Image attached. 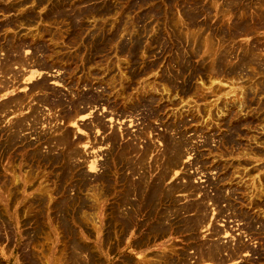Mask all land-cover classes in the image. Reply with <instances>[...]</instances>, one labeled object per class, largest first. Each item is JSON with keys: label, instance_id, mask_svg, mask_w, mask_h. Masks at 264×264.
Segmentation results:
<instances>
[{"label": "rangeland", "instance_id": "374dc122", "mask_svg": "<svg viewBox=\"0 0 264 264\" xmlns=\"http://www.w3.org/2000/svg\"><path fill=\"white\" fill-rule=\"evenodd\" d=\"M261 53L264 0H0V264H264Z\"/></svg>", "mask_w": 264, "mask_h": 264}, {"label": "bare ground", "instance_id": "6f19581e", "mask_svg": "<svg viewBox=\"0 0 264 264\" xmlns=\"http://www.w3.org/2000/svg\"><path fill=\"white\" fill-rule=\"evenodd\" d=\"M258 6H259V5H258ZM253 7H254V6H253ZM251 11H252V10H251ZM229 12H230V11H229ZM249 13H250V11H249ZM221 15H222V14H221ZM249 17H250V15H249ZM255 20H256V19H255ZM253 22H254V21H253ZM14 25H15V24H14ZM256 25H257V24H256ZM253 30H254V29H253ZM224 39H225V38H224ZM24 46H26V45H24ZM7 47H8V46H7ZM211 47H212V45H211ZM253 48H254V47H253ZM256 48H257V47H256ZM6 49H8V48H6ZM20 49H21V48H20ZM250 49H251V48H250ZM11 50H12V49H11ZM12 51H13V50H12ZM123 51H124V50H123ZM36 52H37V51H35V53H36ZM245 52H246V51H245ZM254 52H255V51H254ZM260 52H261V51H260ZM12 53H14V52H12ZM16 53H17V52H16ZM18 53H19V52H18ZM35 53H34V54H35ZM249 53H250V52H249ZM14 54H15V53H14ZM14 54H12V55H14ZM128 54H129V53H128ZM216 54H217V53H216ZM256 54H257V53H256ZM261 54L264 55V53H261ZM17 55H18V54H17ZM38 55H39V54H38ZM40 55H41V54H40ZM44 55H45V54H44ZM249 55H250V54H249ZM258 55H259V51H258ZM14 56H15V55H14ZM229 56H230V55H229ZM254 56H255V55H254ZM19 57H20V56H19ZM45 57H46V56H45ZM243 57H244V56H243ZM250 57H251V58L253 57V56H252V53H251ZM250 57H247V58H250ZM255 58L257 59L256 56H255ZM258 58H259V57H258ZM261 58H262V57H261ZM21 59H23V57H22ZM26 59H27V58H26ZM226 60H227V59H226ZM249 60H251V59H249ZM253 60H254V57H253ZM263 60H264V59H263ZM23 61H24V60H23ZM34 61H35V60H34ZM36 61H37V60H36ZM41 61H42V60H41ZM260 61H261V60H260ZM11 62H13V61H11ZM18 62H19V61H18ZM25 62H26V61H24V63H25ZM250 62H251V61H250ZM254 62H255V61H254ZM254 62H252V64H253ZM257 62H258V61H257ZM257 62H256V63H257ZM9 63H10V62H9ZM26 63H27V62H26ZM260 63H261V62H260ZM10 64H12V63H10ZM20 64H21V62H20ZM20 64L18 63V65H20ZM27 64H28V63H27ZM32 64H33V63H32ZM37 64H38V63H37ZM245 64H246V63H245ZM248 64H250V63L248 62ZM254 64H255V63H254ZM4 65H5V64H4ZM7 65H8V63H6V66H7ZM14 65H15V64H14ZM16 65H17V63H16ZM25 65H26V64H25ZM25 65H24V66H25ZM33 65H34V64H33ZM38 65H39V64H38ZM20 66H23V63H22V65H20ZM24 66H23V67H24ZM26 66H28V65H26ZM248 66H249V68H250V65H248ZM1 67H2V66H1ZM7 67H9V65H8ZM42 67H43V66H42ZM252 67H255V66H252ZM252 67H251V68H252ZM260 68H261V67H260ZM0 69H1V68H0ZM3 69H6V68L4 67ZM239 69H240V68H239ZM247 69H248V68H247ZM252 69H253V68H252ZM252 69H251V72L253 71ZM2 71H4V70H2ZM236 71H237V70H236ZM246 71H247V70H246ZM254 71L256 72V70H254ZM227 72H228V71H227ZM243 72H245V71H243ZM243 72H242V73H243ZM259 72H260V71H259ZM259 72H258V73H259ZM3 73H4V72H1L0 74H3ZM252 73H253V72H252ZM258 73H257V74H258ZM9 74H10V73H9ZM240 74H241V73H240ZM254 74H255V73H254ZM259 74H260V73H259ZM263 74H264V71H263ZM209 75H210V74H209ZM237 75H238V74H237ZM243 75H244V74H243ZM12 76H13V75H12ZM91 76H92V75H91ZM220 76L223 77L224 75H220ZM230 76H231V75H230ZM245 76H246V74H245ZM258 76H259V75H258ZM209 77H210V76H209ZM209 77H208V79H210V80H207V81H209L208 83H210L211 79L213 78V77H212V78H209ZM233 77H234V76H233ZM256 77H257V76H256ZM254 78H255V77H254ZM15 79H16V78H15ZM18 79H19V78H18ZM219 79H220V78H219ZM222 79H223V78H222ZM224 79H227V78L224 77ZM224 79H223V80H224ZM231 79H232V78H231ZM251 79H252V78H251ZM212 80H213V81L211 82V84H209V85H211V86H212V84H214V82H217L215 79H212ZM14 81H15V80H14ZM84 81H86V80H84ZM227 81H228V80H227ZM250 81H251V80H250ZM77 83H78V82H77ZM39 85H40V84H39ZM211 86H210V87H211ZM34 89H35V88H34ZM163 91H164V90H163ZM257 91H258V90H257ZM164 92H165V91H164ZM210 92H211V91H210ZM36 93H37V92H36ZM42 93H44V92L42 91ZM44 94H45V93H44ZM147 94H148V93H147ZM211 94H212V93H211ZM27 95H28V94H27ZM213 95H216V94L214 93ZM28 97H30V96H28ZM44 97H45V96H44ZM176 97H178V96H176ZM16 99H17V98H16ZM51 99H52V98H51ZM21 100H22V99H21ZM43 100H44V99H43ZM54 100H55V99H54ZM259 100H260V99H259ZM15 101H17V100H15ZM25 101H26V100H25ZM32 101H33V100H32ZM130 101H131V100H130ZM250 101H251V100H250ZM16 103H17V102H16ZM18 103H19V102H18ZM23 103H24V102H23ZM23 103H22V104H23ZM29 103H30V102H29ZM37 103L39 104V102H37ZM41 103H43V102H41ZM242 103H243V102H242ZM12 104H13V103H12ZM52 104H53V103H52ZM157 104H158V103H157ZM170 104H171V103H170ZM14 106H15V104L13 105V107H14ZM17 106H18V105H17ZM44 106H45V105H44ZM215 106H216V105H215ZM239 106H240V105H239ZM242 106H243V105H242ZM3 107H4V106H3ZM20 107H21V106H20ZM237 107H238V106H237ZM1 108H2V107H1ZM219 108H220V107H219ZM219 108H217V109H219ZM257 108H258V106H257ZM2 109H3V108H2ZM21 109H22V108H21ZM29 109H30V108H29ZM33 109H34V108H33ZM5 110H6V109H4V110H2V111H5ZM14 110H16V109H14ZM14 110H13V111H14ZM19 111H20V110H19ZM217 111H218V110H217ZM219 111H220V110H219ZM221 111H222V110H221ZM261 111H262V110H261ZM5 112H6V111H5ZM2 113H3V112H2ZM215 114H216V113H215ZM1 115H2V114H1ZM31 115H32V114H31ZM44 116H45V115H44ZM38 119H39V118H38ZM29 120H30V119H29ZM31 120H32V118H31ZM35 121H36V120H35ZM36 122H37V121H36ZM14 123H15V122H14ZM28 124H29V123H28ZM43 124H44V123H43ZM12 125H13V124H12ZM220 125H221V124H220ZM179 126H180V125H179ZM26 128H27V127H26ZM12 130H13V129H12ZM18 130H19V129H18ZM5 134H6V133H5ZM6 136H7V135H6ZM18 136H19V135H18ZM115 136H116V135H115ZM115 136H114V137H115ZM2 137H3V136H2ZM60 137H61V136H60ZM77 140H78V139H77ZM169 140H170V139H169ZM169 140H168V141H169ZM178 140H179V139H178ZM180 140H181V139H180ZM5 142H6V141H5ZM77 142H78V141H77ZM172 142H173V141H172ZM8 143H9V142H8ZM20 143H21V142H20ZM80 143H81V142H80ZM126 143H127V142H126ZM5 144H6V143H5ZM5 144H4L3 146H5ZM10 144H11V142H10ZM10 144H9V145H10ZM133 144H134V143H133ZM0 145H1V144H0ZM18 145H19V144H18ZM18 145H16V146H18ZM70 145H71V144H70ZM108 145H109V144H108ZM172 145H173V144H172ZM181 145H182V144H181ZM50 146H52V145H50ZM55 146H56V145H55ZM71 146H72V145H71ZM74 146H75V145H74ZM169 146H170V145H169ZM239 146H240V145H239ZM10 147H11V145H10ZM59 147H60V146H59ZM62 147H63V146H62ZM119 147H120V146H119ZM233 147H234V146H233ZM23 148H24V147H23ZM26 148H27V147H26ZM175 148H176V147H175ZM175 148H174V149H175ZM27 149H28V148H27ZM48 149H49V148H48ZM137 149H138V148H137ZM142 149H143V148H142ZM208 149H209V148H208ZM24 150H25V149H24ZM32 150H33V149H32ZM76 150H77V149H76ZM112 150H113V149H112ZM10 151H11V150H10ZM65 151H67V150H65ZM73 151H74V150H73ZM73 151H72V152H73ZM123 151H124V150H123ZM125 151H126V150H125ZM170 151H171V150H170ZM172 151H173V149H172ZM21 152H22V151H21ZM55 152H56V151H55ZM70 152H71V150H70ZM74 152H75V151H74ZM132 152H133V151H132ZM139 152H140V151H139ZM149 152H150V151H149ZM53 153H54V151H53ZM58 153H59V152H58ZM58 153H57V154H58ZM67 153H68V152H67ZM136 153H137V152H136ZM17 154H19V153H17ZM118 154H119V153H118ZM171 154H172V153H171ZM227 154H228V153H227ZM1 155H2V154H1ZM21 155H22V154H21ZM65 155H66V154H65ZM76 155H77V154H76ZM78 155H79V154H78ZM131 155H132V154H131ZM140 155H141V153H140ZM142 155H143V154H142ZM167 155H168V154H167ZM25 156H26V155H25ZM27 156H28V155H27ZM122 156H123V155H122ZM122 156H121V157H122ZM148 156H149V155H148ZM168 156H169V155H168ZM260 156H261V155H260ZM0 157H1V156H0ZM7 157H9V155H8ZM129 157H130V156H129ZM163 157H164V156H163ZM70 158H71V156H70ZM72 158H73V157H72ZM75 158H76V157H75ZM106 158H107V157H106ZM124 158H126V157H124ZM5 159H7V158H5ZM61 159H62V158H61ZM73 159H74V158H73ZM77 159H78V157H77ZM77 159H76V161H77ZM79 159H80V158H79ZM201 159H202V158H201ZM10 160H11V159H10ZM108 160H109V159H108ZM112 160H113V159H112ZM133 160H134V159H133ZM154 160H155V159H154ZM162 160H163V159H162ZM7 161H8V160H7ZM86 161H87V160H86ZM124 161H125V160H124ZM167 161H168V160H167ZM48 162H49V161H48ZM48 162H47V163H48ZM74 162H75V160H74ZM78 162H80V161H78ZM109 162H110V161H109ZM127 162H128V161H127ZM127 162H126V163H127ZM13 163H14V162H13ZM75 163H76V162H75ZM83 163H84V161H83ZM168 163H169V161H168ZM170 163H171V162H170ZM170 163H169V164H170ZM202 163H203V162H202ZM30 164H31V163H30ZM71 165H72V164H71ZM103 165H104V164H103ZM175 165H176V164H175ZM35 166H36V165H35ZM43 166H44V165H43ZM43 166H42V167H43ZM111 166H112V164H111ZM146 166H147V165H146ZM81 167H82V165H81ZM127 167H128V166H127ZM133 167H134V166H133ZM137 167H138V166H137ZM166 167H167V166H166ZM16 168H17V167H16ZM29 168H30V167H29ZM37 168H38V167H37ZM87 168H88V170H87V169H86V170H87L88 172L93 173L92 171H94V170L96 169V167H95V162H93V161H87ZM111 168H112V167H111ZM128 168H129V167H128ZM173 168H174V167H173ZM44 169H45V168H44ZM77 169H78V168H77ZM105 169H106V168H105ZM150 169H151V168H150ZM170 169H171V168H170ZM109 170H110V169H109ZM115 170H116V169H115ZM153 170H154V169H153ZM155 170H156V169H155ZM160 170H161V169H160ZM29 171H30V170H29ZM45 171H46V170H45ZM120 171H121V170H120ZM57 172H58V171H57ZM59 172H60V171H59ZM112 172H113V171H112ZM127 172H128V171H127ZM132 172H133V170H132ZM140 172H141V170H140ZM144 172H145V171H144ZM160 172H161V171H160ZM12 173H13V171H12ZM29 173H30V172H29ZM82 173H83V172H82ZM27 174H28V173H27ZM125 174H126V173H125ZM118 175H119V174H118ZM129 175H130V174H129ZM129 175H128V176H129ZM131 175H132V174H131ZM131 175H130V176H131ZM38 176H39V175H38ZM57 176H58V175H57ZM84 176H86V175H84ZM144 176H146V175H144ZM54 177H55V175H54ZM93 177H94V176H93ZM134 177H136V176H134ZM14 178H16V177H14ZM43 178H44V177H43ZM82 178H83V177H82ZM121 178H123V177H121ZM132 178H133V177H132ZM143 178H145V177H143ZM12 179H13V178H12ZM108 179H109V177H108ZM110 179L112 180V178H110ZM115 179H116V178H115ZM46 180H47V179H46ZM100 180H101V179H100ZM105 180H106V178H105ZM121 180H122V179H121ZM160 180H161V179H160ZM188 180H189V179H188ZM23 181H24V180H23ZM26 181H27V180H26ZM115 181H116V180H115ZM131 181H133V180L131 179ZM138 181H140V180H138ZM148 181H149V180H148ZM158 181H159V180H158ZM162 181H163V180H162ZM183 181H184V180H183ZM9 182H10V181H9ZM13 182H14V181H13ZM27 182H28V181H27ZM78 182H79V181H78ZM88 182H89V181H88ZM110 182H111V181H110ZM127 182H128V181H127ZM142 182H143V180H142ZM155 182H157V181H155ZM172 182H173V181H172ZM179 182H180V181H179ZM179 182H178V183H179ZM10 183H11V182H10ZM44 183H45V182H44ZM112 183H113V182H112ZM121 183H122V182H121ZM128 183H129V182H128ZM181 183H182V182H181ZM184 183H185V182H184ZM28 184H29V183H28ZM28 184H27V185H28ZM41 184H42V183H41ZM53 184H54V182H53ZM91 184H92V183H91ZM122 184H123V183H122ZM122 184H121V185H122ZM132 184H133V183H132ZM144 184H145V183H144ZM144 184H143V185H144ZM167 184H168V183H167ZM17 185H18V184H17ZM29 185H30V184H29ZM29 185H28V186H29ZM103 185H104V184H103ZM103 185H101V187H102ZM183 185H184V184H183ZM12 186H13V185H12ZM12 186H10V187H12ZM21 186H22V185H21ZM54 186H55V185H54ZM85 186H86V185H85ZM87 186H88V185H87ZM90 186H91V185H90ZM162 186H163V185H162ZM171 186H172V185H171ZM25 187H26V186H25ZM25 187H24V188H25ZM55 187H56V186H55ZM77 187H78V186H77ZM122 187H123V186H122ZM134 187H135V186H134ZM153 187H154V185H153ZM194 187H195V186H194ZM14 188H15V187H14ZM37 188H38V187H37ZM40 188H41V187H40ZM67 188H68V187H67ZM86 188H88V187H86ZM95 188H96V187H95ZM147 188H148V187H147ZM150 188H151V187H150ZM171 188H172V187H171ZM175 188H176V187H175ZM180 188H182V187H180ZM16 189H17V188H16ZM16 189H14V190H16ZM20 189H21V188H20ZM124 189H125V188H124ZM132 189H133V188H132ZM176 189H177V188H176ZM192 189H194V188H192ZM231 189H232V188H231ZM9 190H10V189H9ZM14 190H13V191H14ZM25 190H26V189H25ZM41 190H42V189H41ZM91 190H92V189H91ZM133 190H134V189H133ZM151 190H152V189H151ZM202 190H203V189H202ZM27 191H28V190H27ZM93 191H94V190H93ZM116 191H117V190H116ZM190 191H191V190H190ZM229 191H230V190H229ZM232 191H234V190H232ZM17 192H18V190H17ZM38 192H39V190H38ZM70 192H71V191H70ZM119 192H120V191H119ZM132 192H133V191H132ZM185 192H186V191H185ZM187 192L189 193V190H188ZM187 192H186V193H187ZM201 192H202V191H201ZM201 192H200V193H201ZM237 192H238V191H237ZM239 192H240V191H239ZM2 193H3V192H2ZM11 193H12V192H11ZM11 193H9V194H11ZM34 193H35V192H34ZM58 193H59V192H58ZM108 193H109V192H108ZM116 193H118V192H116ZM176 193H177V192H176ZM180 193H181V192H180ZM183 193H184V192H183ZM190 193H191V192H190ZM195 193H197V192H195ZM6 194H7V196H8V192H7ZM21 194H22V192H21ZM37 194H38V193H37ZM41 194L44 195L43 192H42ZM47 194H48V193H47ZM129 194H130V193H129ZM141 194H142V193H141ZM191 194H192V193H191ZM191 194H190V195H191ZM235 194H236V193H235ZM240 194H241V193H240ZM250 194H251V193H250ZM30 195H31V194H30ZM30 195H29V196H30ZM64 195H65V194H64ZM99 195H100V193H99ZM101 195H102V194H101ZM133 195H134V194H133ZM133 195H132V196H133ZM153 195H154V194H153ZM180 195H181V194H180ZM180 195H178V196H180ZM185 195H186V194H185ZM185 195H184V196H185ZM193 195H194V194H193ZM198 195H199V193H198ZM201 195H202V194H201ZM9 196H10V195H9ZM22 196H23V195H22ZM39 196H41V195H40V192H39ZM84 196H85V195H84ZM175 196H176V195H175ZM188 196H189V195H188ZM224 196H225V195H224ZM30 197H31V196H30ZM32 197H33V196H32ZM32 197H31V198H32ZM37 197H38V196H37ZM48 197H49V196H48ZM69 197H70V196H69ZM114 197H115V196H114ZM198 197H199V196H198ZM234 197H235V196H234ZM241 197H242V196H241ZM244 197H245V196H244ZM244 197H243V198H244ZM7 198H9V197H7ZM15 198H16V197H15ZM40 198H42V197H40ZM46 198H47V196H46ZM129 198H130V197H129ZM131 198H132V197H131ZM137 198H138V197H137ZM243 198H242V201H243ZM27 199H28V198H27ZM33 199H34V198H33ZM115 199H116V198H115ZM184 199H185V198H184ZM186 199L188 200L189 198H186ZM25 200H26V199H25ZM31 200H32V199H31ZM43 200H44V199H43ZM45 200H46V199H45ZM47 200H48V199H47ZM60 200H61V199H60ZM132 200H133V199H132ZM181 200H182V199H181ZM193 200H194V199H193ZM9 201H10V200H9ZM16 201H17V200H16ZM27 201H28V200H27ZM117 201H118V199L116 200V202H117ZM183 201H185V200H183ZM222 201H223V200H222ZM13 202H14V200H13ZM88 202H89V201H88ZM114 202H115V201H114ZM178 202H179V201H178ZM180 202H181V201H180ZM188 202H189V201H188ZM199 202H200V201H199ZM226 202H227V201H226ZM23 203H24V202H23ZM23 203H22V204H23ZM28 203H29V202H28ZM46 203H47V202H46ZM48 203H50V201H49ZM90 203H91V202H90ZM90 203H89V205H90ZM120 203H121V202H120ZM131 203H132V202H131ZM134 203H135V202H134ZM176 203H177V202H176ZM181 203H182V202H181ZM202 203H203V201H202ZM240 203H242V202H240ZM39 204H40V203H39ZM41 204H42V203H41ZM44 204H45V203H44ZM62 204H63V203H62ZM138 204H139V203H138ZM143 204H144V203H143ZM177 204H178V203H177ZM209 204H210V203H209ZM209 204L207 203V205H209ZM222 204H225V203H222ZM222 204H221V205H222ZM13 205H14V204H13ZM37 205H38V204H37ZM45 205H46V204H45ZM45 205H44V206H45ZM140 205H141V204H140ZM27 206H28V205H27ZM27 206L25 205L24 207H27ZM67 206H68V205H67ZM115 206H116V204H115ZM142 206H143V205H142ZM187 206H188V205H187ZM256 206H257V205H256ZM55 207H56V206H55ZM91 207H92V206H91ZM126 207H127V206H126ZM131 207H133V206H131ZM136 207H137V206H136ZM209 207H210V205H209ZM209 207H208V208H209ZM28 208H30V207H28ZM88 208H89V207H88ZM96 208H97V207H96ZM118 208H119V207H118ZM163 208H164V207H163ZM214 208L216 209L215 206H214ZM238 208H239V207H238ZM250 208H251V207H250ZM254 208H255V207H254ZM4 209H5V208H4ZM119 209H120V208H119ZM123 209H124V208H123ZM150 209H151V208H150ZM215 209H214V210H215ZM27 210H29V209H27ZM35 210H36V209H35ZM93 210H94V209H93ZM120 210H121V209H120ZM130 210H131V209H130ZM132 210H133V209H132ZM167 210H168V209H167ZM167 210H166V211H167ZM173 210H174V209H173ZM218 210H219V209H218ZM90 211H91V210H90ZM94 211H95V210H94ZM118 211H119V210H118ZM118 211H116V212H118ZM210 211H211V210H210ZM258 211H259V210H258ZM17 212H18V211H17ZM170 212H171V211H170ZM219 212H220V211H219ZM77 213H78V212H77ZM83 213H84V212H83ZM124 213H126V212H124ZM129 213H130V211H129ZM166 213H167V212H166ZM171 213H172V212H171ZM179 213H181V211H180ZM29 214H31L30 211H29ZM80 214H81V213H80ZM90 214H91V213H90ZM148 214H149V213H148ZM172 214L174 215V213H172ZM191 214H192V213H191ZM191 214H189V215H191ZM193 214H194V213H193ZM238 214H239V213H238ZM60 215H61V213H60ZM88 215H89V214H88ZM91 215H92V214H91ZM116 215H118V214H116ZM167 215H169V214H167ZM185 215H186V214H185ZM210 215H211V214H210ZM157 216H159V215H157ZM163 216H164V215H163ZM169 216H170V215H169ZM183 216H184V215H183ZM202 216H203V215H202ZM241 216H242V215H241ZM245 216H246V215H245ZM245 216H244V217H245ZM39 217H40V216H39ZM80 217H81V216H80ZM124 217H126V216L124 215ZM129 217H130V216H129ZM133 217H134V216H133ZM167 217H168V216H167ZM171 217H172V216H171ZM203 217L205 218V216H203ZM247 217H248V216H247ZM249 217H250V216H249ZM88 218H91V216L88 217ZM92 218H93V216H92ZM149 218H150V217H149ZM194 218H195V217H194ZM196 218H197V217H196ZM208 218H209V217H208ZM210 218H211V217H210ZM251 218H252V217H251ZM71 219H72V218H71ZM80 219H83V218H80ZM133 219H135V218H133ZM150 219H151V218H150ZM169 219H170V218H169ZM244 219H245V218H244ZM246 219H247V218H246ZM72 220H73V219H72ZM165 220H166V219H165ZM113 221H114V220H113ZM118 221H119V220H118ZM194 221H195V220H194ZM244 221H246V220H244ZM71 222H72V221H71ZM126 222H127V221H126ZM128 222H129V221H128ZM164 222H165V221H164ZM202 222H203V221H202ZM207 222H208V221H207ZM102 223H103V222H102ZM118 223H119V222H118ZM160 223H161V222H160ZM128 224H129V223H128ZM163 224H164V223H163ZM197 224H199V223H197ZM120 225H122V224L119 223V226H120ZM124 225H125V224H124ZM199 225H200V224H199ZM204 225H206V224H204ZM204 225H202V226H204ZM263 225H264V224H263ZM73 226H74V225H73ZM186 226H187V225H186ZM202 226H201V227H202ZM216 226H217V225H216ZM122 227H123V226H122ZM184 227H185V225H184ZM197 227H198V226H197ZM199 227H200V226H199ZM204 227H205V226H204ZM125 229H126V228H125ZM209 229H210V228H209ZM96 230H97V229H96ZM110 230H111V229H110ZM199 230H200V229H199ZM114 231H115V230H114ZM125 231H127V230H125ZM122 232H123V231H122ZM122 232H121V233H122ZM206 232H207V231H206ZM210 232H212V231H210ZM224 232H226V231H224ZM224 232H223V233H224ZM71 233H73V232H71ZM153 233H154V232H153ZM202 233H203V232H202ZM214 233H215V232H214ZM223 233H222V234H223ZM115 234H116V233H115ZM144 234H145V233H144ZM181 234H182V233H181ZM212 234H213V232H212ZM219 234H220V233H219ZM139 235H140V234H139ZM176 235H177V234H176ZM179 235H180V234H179ZM204 235H205V234H204ZM115 236H116V235H115ZM117 236H118V234H117ZM141 236H142V235H141ZM197 236H198V235H197ZM205 236H207V234H206ZM219 236H220V235H219ZM123 237H124V236H123ZM133 237H134V236H133ZM116 238H117V237H116ZM131 238H132V237H131ZM195 238H196V237H195ZM204 238H206V237H204ZM204 238H203V240L206 241ZM71 239H72V238H71ZM113 239H114V238H113ZM211 239H213V238H211ZM215 239H216V236H215ZM217 239H218V238H217ZM207 240H208V238H207ZM213 240H214V239H213ZM219 240H220V239H219ZM154 241H155V240H154ZM151 242H152V241H151ZM202 242H203V241H202ZM217 242H218V241H217ZM128 243H129V242H128ZM144 243H145V242H144ZM152 243L154 244V242H152ZM199 243H200V242H199ZM137 244H138V243H137ZM208 244H209V243H208ZM77 245H78V244H77ZM139 245H140V243H139ZM139 245H138V246H139ZM141 245H142V244H141ZM141 245H140V246H141ZM151 245H152V244H151ZM171 245H172V244H171ZM185 245H186V244H185ZM240 245H241V244H240ZM70 246H71V245H70ZM130 246H131V245H130ZM144 246H146V245H144ZM198 246H199V245H198ZM225 246H226V245H225ZM136 247H137V246H136ZM176 247H177V246H176ZM202 247H203V246H202ZM208 247H209V246H208ZM231 247H232V246H231ZM234 247H235V246H234ZM71 248H72V247H71ZM71 248H70V249H71ZM74 248H75V247H74ZM77 248H78V247H77ZM80 248H82V247H80ZM133 248H134V247H133ZM138 248H139V247H138ZM166 248H167V247H166ZM171 248H172V247H171ZM197 248H198V247H197ZM197 248H196V249H197ZM216 248H217V247H216ZM228 248H230V247H228ZM239 248H240V247H239ZM239 248H237V249H239ZM34 249H35V248H34ZM65 249H66V248H65ZM85 249H86V248H85ZM135 249H136V248H135ZM181 249H182V248H181ZM196 249H195V250H196ZM207 249H209V248H207ZM166 250H167V249H166ZM172 250H173V248H172ZM203 250H204V249H203ZM210 250H211V249H210ZM210 250H209L208 253L211 252ZM223 250H224V249H223ZM233 250H234V249H233ZM235 250H236V249H235ZM75 251H76V249H75ZM89 251H90V250H89ZM170 251H171V250H170ZM175 251H176V250H175ZM190 251H191V250H190ZM228 251H231V250L228 249ZM82 252H83V251H82ZM86 252H87V251H86ZM196 252H197V251H196ZM89 253H90V252H89ZM171 253H172V252H171ZM189 253H190V252H189ZM208 253H207V256L209 255ZM226 253H227V252H226ZM226 253H225V252H224V253L222 252V254H224V255H225ZM243 253H244V252H243ZM243 253H242V254H243ZM82 254H83V253H82ZM87 254H88V253H87ZM167 254H168V253H167ZM176 254H177V252H176ZM205 254H206V252H205ZM205 254H204V256H206ZM215 254H216V253H215ZM228 254H229V253H228ZM232 254H233V253H232ZM248 254H249V253H248ZM145 255H146V254H145ZM173 255H174V254H173ZM193 255H194V253H193ZM224 255H223V256H224ZM229 255H230V254H229ZM236 255H237V254H236ZM236 255H234V256H236ZM77 256H78V255H77ZM149 256H150V255H149ZM154 256H155V255H154ZM169 256H170V255H169ZM191 256H192V255H191ZM237 256H238V255H237ZM237 256H236V257H237ZM70 257H72V256H70ZM75 257H76V256H75ZM147 257H148V256H147ZM176 257H177V256H176ZM192 257H193V256H192ZM201 257H202V259L200 260V262H197V264H216L214 258H212V257H210L209 259H208V258H207V259H204L205 257H203V256H201ZM225 257H226V256H225ZM229 257H230V256H229ZM263 257H264V256H263ZM80 258H82V257H80ZM171 258H172V257H171ZM171 258H170V259H171ZM177 258H179V257H177ZM194 258H195V257H194ZM197 258H198V257H197ZM199 258H200V257H199ZM227 258H228V257H227ZM231 258H232V257H231ZM261 258H262V257H261ZM39 259H40V257H39ZM186 259H187V258H186ZM217 259H218V258H217ZM219 259H220V258H219ZM256 259H257V258H256ZM72 260H73V259H72ZM75 260H76V259H75ZM79 260H80V259H79ZM142 260H143V259H142ZM148 260H149V259H148ZM148 260H146V261L144 262V264H147V263H148ZM156 260H157V259H156ZM209 260H211V261H209ZM224 260H225V259H224ZM229 260H230V259H229ZM152 261H153V260H152ZM184 261H185V260H184ZM191 261H192V260H191ZM191 261H190V263H191ZM207 261H209V262H207ZM220 261H221V260H220ZM255 261H256V260H254V263H255ZM78 262H79V261H78ZM85 262H87V261H85ZM131 262H132V261H131ZM142 262H143V261H142ZM150 262H151V261H150ZM153 262H154V261H153ZM153 262H152V263H153ZM228 262H229V261H228ZM83 263H84V261H83ZM83 263H82V264H83ZM134 263L137 264L136 262H134ZM155 263H157V262H155ZM180 263H181V262H180ZM194 263H195V262H194ZM65 264H66V263H65ZM78 264H79V263H78ZM150 264H151V263H150ZM157 264H159V263H157ZM181 264H182V263H181ZM224 264H236V263H234V261L231 260L230 263H226V261H225ZM256 264H257V263H256Z\"/></svg>", "mask_w": 264, "mask_h": 264}]
</instances>
